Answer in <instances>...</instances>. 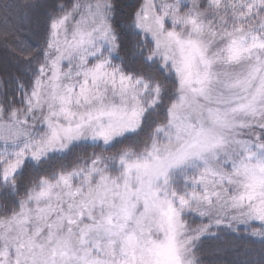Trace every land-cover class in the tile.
Returning <instances> with one entry per match:
<instances>
[{"label":"snow or ice","instance_id":"1","mask_svg":"<svg viewBox=\"0 0 264 264\" xmlns=\"http://www.w3.org/2000/svg\"><path fill=\"white\" fill-rule=\"evenodd\" d=\"M0 264H264V0H0Z\"/></svg>","mask_w":264,"mask_h":264}]
</instances>
